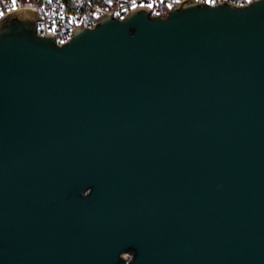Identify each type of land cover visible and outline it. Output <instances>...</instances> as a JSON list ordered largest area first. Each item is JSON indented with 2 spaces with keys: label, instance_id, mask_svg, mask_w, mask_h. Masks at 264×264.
I'll list each match as a JSON object with an SVG mask.
<instances>
[{
  "label": "water",
  "instance_id": "95a60500",
  "mask_svg": "<svg viewBox=\"0 0 264 264\" xmlns=\"http://www.w3.org/2000/svg\"><path fill=\"white\" fill-rule=\"evenodd\" d=\"M38 20L0 19V264H264V0Z\"/></svg>",
  "mask_w": 264,
  "mask_h": 264
},
{
  "label": "built area",
  "instance_id": "2783aa9c",
  "mask_svg": "<svg viewBox=\"0 0 264 264\" xmlns=\"http://www.w3.org/2000/svg\"><path fill=\"white\" fill-rule=\"evenodd\" d=\"M189 1L216 6L243 7L254 0H0V19L22 9L38 13L37 34L53 35L58 46L68 43L77 28L92 29L106 16L125 19L136 9H148L151 17L165 18L176 6ZM129 260V255L125 256Z\"/></svg>",
  "mask_w": 264,
  "mask_h": 264
},
{
  "label": "snow or ice",
  "instance_id": "6c2138e0",
  "mask_svg": "<svg viewBox=\"0 0 264 264\" xmlns=\"http://www.w3.org/2000/svg\"><path fill=\"white\" fill-rule=\"evenodd\" d=\"M13 6H15V0H13Z\"/></svg>",
  "mask_w": 264,
  "mask_h": 264
}]
</instances>
